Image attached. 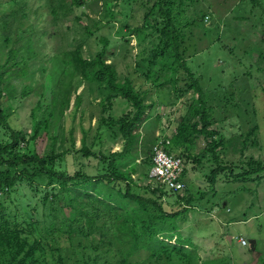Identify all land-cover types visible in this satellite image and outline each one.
Masks as SVG:
<instances>
[{
    "label": "rangeland",
    "instance_id": "374dc122",
    "mask_svg": "<svg viewBox=\"0 0 264 264\" xmlns=\"http://www.w3.org/2000/svg\"><path fill=\"white\" fill-rule=\"evenodd\" d=\"M107 1L108 6L103 4L104 0H87L69 12L64 9L63 30L58 33L64 34V44L69 41L74 45L82 44L84 56L100 50V40L104 39L107 42L106 58L115 64L119 81L128 78L143 96L147 106L142 121L133 130L136 139L129 149L130 154L120 157L119 162L134 166L138 164L140 169H144L142 163L145 162L143 158L147 147H160L159 144L163 142L162 147L165 145V149L160 148L180 159L184 165L183 186L178 188L152 178L149 175L152 168L149 167L147 182L152 187L159 185L165 189L163 210L178 213L175 220H170V217L165 219L166 225L175 222L176 228L169 233L170 239L165 238L168 233H160L159 238L176 244L179 235L182 248L200 258V264H264V169L251 171L246 178L238 176L249 171L250 167L255 168L257 161L264 165V13L261 6H253L249 0L245 7L233 6L235 1L231 0H183L182 6L173 14L174 23L188 24V27H180V31H177V52L191 68L207 95L206 101L210 108L208 121L215 129L209 141L220 145L219 162L229 166L212 182L208 177L218 163L204 149L202 136H196L188 144V158H182L175 151L167 149L169 138L176 131L181 116L186 113L196 93L191 89L178 93L180 81H160L157 79L159 72H153L155 62L160 58L153 54L159 52L156 51L159 31L154 30V26L161 23L160 14L157 10L151 11L153 3L147 0ZM2 3L4 6L16 5L6 0ZM28 4L47 15L42 0H28ZM205 9H208V17L203 20V25L192 24L191 21ZM146 12L151 15L143 23ZM244 14L245 18L240 19ZM30 16L29 22L32 23L35 21L34 15ZM75 17L81 19L75 20ZM95 20L101 23L97 31H94ZM52 24L49 17L36 22L34 40H42L39 33L42 27L50 30L51 34ZM84 26L93 34L85 33ZM136 26L144 27L143 34L129 32L130 28ZM53 39L54 36L51 41L49 37L44 38L45 45L38 47L39 51L35 49V53L27 54L23 50L14 61L7 64L9 69L4 68L5 81L10 78L13 89L10 96L8 89L2 92L0 99L4 105L11 107L9 122L14 129L32 135L35 122L47 120L48 129L44 130V125L38 122L41 134L31 139L28 147L30 151L45 154L54 147L55 153H64L62 159L58 160L61 169L69 173L81 170L94 176L100 170L97 161L100 155L107 156L124 148V138L115 118L131 107L118 96L112 98L110 113H103L101 100L108 91L100 89L97 83L90 84L75 78L77 88L70 95L68 107L61 115L58 111L53 114L51 91L56 88L54 82L61 80V76L67 77V80L70 77V69L66 72L63 66L58 69L55 67L52 72L51 63L64 62V56L59 53L56 55L52 50ZM162 45L166 49L165 55H162L165 58L171 48H167V42ZM7 57V48L3 46V37L0 35V64H4ZM78 93H81V102L74 106ZM250 130L246 145L241 144ZM240 134L241 137L238 136ZM52 135L56 136L54 142L50 137ZM233 137L238 138V144L229 142ZM84 139L86 148L96 153L97 158L85 156L81 151ZM71 144L72 149L66 152ZM184 149L185 142L176 151L180 153ZM153 155L151 150V163ZM197 160L200 162L197 163ZM133 178V191L145 197L154 195L141 185L144 183L141 174ZM92 184L99 185L101 182ZM121 188L123 191L125 184ZM172 194H187L192 199L186 204L178 203V198ZM31 197L36 195L32 192ZM66 198L58 195L55 200L62 203V200L68 201ZM156 212V208L151 210L152 214ZM80 224L93 229H86L84 240L88 238V241L97 244L103 239L98 230L101 229L100 221L90 223L85 219ZM241 239L245 240V244L240 243ZM48 240V244L54 248L58 244L68 245L66 235L59 232L48 237ZM134 254L138 259L151 258L147 249H139ZM66 258L71 257L67 254ZM56 261L57 258H47L48 264Z\"/></svg>",
    "mask_w": 264,
    "mask_h": 264
},
{
    "label": "trees",
    "instance_id": "16d2710c",
    "mask_svg": "<svg viewBox=\"0 0 264 264\" xmlns=\"http://www.w3.org/2000/svg\"><path fill=\"white\" fill-rule=\"evenodd\" d=\"M6 1H12L16 5L4 6L3 0H0V11H3L0 14V35L3 37V46L8 52L7 60L4 64H0V69H3L0 72V98L2 92L7 89L11 92L9 96L12 94L13 87L9 81L10 78L7 82L5 81L4 68L9 69L7 64L14 61L23 50L27 54L35 53V49L39 51L38 47L45 45L44 38L49 37L51 41L54 36L52 50L56 55L59 53L64 56V62L51 63L52 72L55 71V67L58 69L63 66L66 72L70 69V77L67 80V77L61 76V80L54 82L56 88L51 91L53 114L58 111L61 115L68 107L70 95L77 88L75 78L90 84L97 83L100 89L108 91L105 98L101 100L103 113H110L112 98L118 96L124 99L131 109L115 118L124 138V148L121 151L109 153L107 156L100 155L97 158L98 155L88 150L85 139L83 140L81 151L85 156L96 157L100 163L98 166L100 170L96 175L91 176L81 170L69 173L61 169L58 160L62 159L64 153H55L54 147L45 154L30 151L28 147L31 139L41 134L40 123L44 125L43 130L48 129L47 120L40 122L35 119L37 122L33 126L32 135L24 133L23 130L14 129L9 122L12 114L11 107L4 105L0 99V264H48L47 258L49 257L57 258L53 264H200V258L182 248L179 235H177L176 244L159 238L160 233L164 235L168 233L165 238L170 239L171 234L169 233L176 228L175 222L172 221L173 223L166 225L165 219L170 217V220H175L178 213L165 212L163 210L165 189L159 185L152 187L147 182L149 167L152 164V147H147L144 154L145 162L142 163L145 166L144 169H140L138 164L134 166L131 163L119 162L120 157L130 154L129 149L136 139L133 130L142 121L141 118L147 106L143 96L133 87V83L128 78L119 81L115 64L106 58L107 42L104 39L100 40V50L89 56L83 55L84 51L80 43L75 45L72 41L62 43L64 34L58 32L63 28L64 9H68L69 12L72 8L85 4L87 0H42L47 9V15L35 7H30L28 0ZM147 1L153 3L151 11L157 10L162 18L161 23L157 24L160 27L154 26V30L159 31V42L156 46L158 48L156 51L159 52L153 54L160 58L156 60V69L154 67L153 72H159L157 79L160 81L167 83L169 81L179 83L180 81L178 93L180 91L184 93L190 89L196 93L186 113L181 116L176 131L169 138L170 144L167 149L175 151L182 158L183 156L188 158V144L196 136H202L205 141L204 149L211 153L214 161L218 163L208 177L214 182L216 176L229 166L219 162L220 145L209 141V136L215 129L208 121L210 108L206 101L207 95L191 68L177 52V31H180V27H188V24L179 22L180 26L177 25L176 22L174 23L173 16L184 1ZM231 1H235L233 6L236 7L240 5L245 7L248 3L247 0ZM249 2L253 6L260 5L264 13V0H249ZM103 4L108 6L109 2L104 0ZM207 13L208 9L201 10L199 17L197 16L200 20L196 17L191 21L192 24L203 25V20L208 17ZM30 14H33L35 19L32 23L29 22ZM149 15H151L150 12L144 14L143 23L149 19ZM44 17H49L52 21L53 32L50 34V30L42 27L39 30L42 40H34L33 36L37 34L36 22ZM242 18H245V14L240 16V19ZM79 19L81 18L75 17V20ZM176 21L178 22L177 19ZM94 25V31L99 30L100 20H95ZM83 28L85 33L93 34L87 26ZM66 29L68 30L69 27ZM143 30V26H136L130 28L129 32L133 31L140 35L143 34ZM262 36L264 41V32ZM165 42H167V48H171V52L164 58L162 55H165L166 49L162 44ZM80 102L81 93H78L74 106H78ZM250 135L251 130L245 135L241 144L246 145ZM238 136L241 137V134ZM50 137L54 142L56 136ZM238 141V138L233 137L229 142L234 144ZM184 142L185 149L178 153L176 150ZM72 146L73 144L67 147L66 152L70 151ZM196 162L199 163L200 160ZM260 169H264V165L257 161L255 168L250 167L249 171L240 173L238 176L246 178L251 171L256 172ZM229 171H231L230 168ZM136 174L142 175L144 183L141 185L154 194L152 198L132 190L135 184L133 176ZM95 181L101 184H92ZM124 184L125 189L122 191L121 187ZM116 185L117 187L119 185L121 189L116 188ZM32 192L36 197H31ZM58 195L68 201L62 200V203H58L55 200ZM176 197L178 198L176 202L185 204L192 199V196L187 194L185 196L178 194ZM153 208H156L158 212L152 214ZM85 219H88L90 223L100 221L101 229L98 228V230L103 239L97 244L94 241H88V238L84 240L83 235L87 233L86 229L93 230L80 224ZM55 232L66 235L67 246L58 244L54 248L48 244V237H53ZM139 249H147L151 258H135L134 252ZM67 254L71 258H66Z\"/></svg>",
    "mask_w": 264,
    "mask_h": 264
},
{
    "label": "built area",
    "instance_id": "2783aa9c",
    "mask_svg": "<svg viewBox=\"0 0 264 264\" xmlns=\"http://www.w3.org/2000/svg\"><path fill=\"white\" fill-rule=\"evenodd\" d=\"M162 143L159 144L160 147H162ZM160 147H152V154L154 152V155L149 175L156 180L166 182L170 187H182L184 165H182L180 159L168 155L162 150L163 148L165 149V145H163L162 149ZM240 243L245 244V240L241 239Z\"/></svg>",
    "mask_w": 264,
    "mask_h": 264
}]
</instances>
